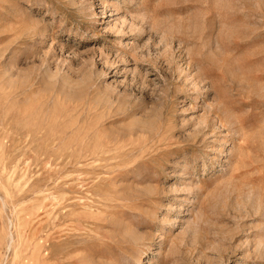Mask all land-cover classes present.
I'll use <instances>...</instances> for the list:
<instances>
[{"label": "rangeland", "instance_id": "1", "mask_svg": "<svg viewBox=\"0 0 264 264\" xmlns=\"http://www.w3.org/2000/svg\"><path fill=\"white\" fill-rule=\"evenodd\" d=\"M0 264H264V0H0Z\"/></svg>", "mask_w": 264, "mask_h": 264}]
</instances>
